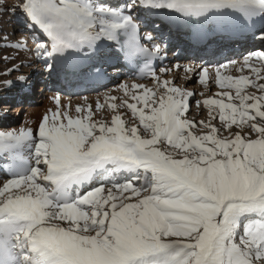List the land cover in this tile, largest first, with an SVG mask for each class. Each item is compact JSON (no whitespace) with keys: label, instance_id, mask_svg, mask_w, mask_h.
Returning a JSON list of instances; mask_svg holds the SVG:
<instances>
[{"label":"snow or ice","instance_id":"1","mask_svg":"<svg viewBox=\"0 0 264 264\" xmlns=\"http://www.w3.org/2000/svg\"><path fill=\"white\" fill-rule=\"evenodd\" d=\"M8 10L40 34L35 54L48 70L49 60L107 46L154 87L121 83L132 102L105 97L110 121L94 119L105 104L73 115L57 94L36 129L0 130V264H264V50L214 75L199 69L205 88L226 90L196 102L209 114L197 125L186 115L195 93L164 79L180 66H154L167 57L159 25L141 28L142 13L164 15L255 29L264 41V0H20Z\"/></svg>","mask_w":264,"mask_h":264},{"label":"rangeland","instance_id":"2","mask_svg":"<svg viewBox=\"0 0 264 264\" xmlns=\"http://www.w3.org/2000/svg\"><path fill=\"white\" fill-rule=\"evenodd\" d=\"M5 1L6 2L4 4L0 5V20L2 22H3V20H5L4 22H6V24L1 25V26L6 27V32L4 30V33H3V31L0 28V36L1 37H3V36L7 37V41H5L4 39L3 40L0 39V43H2V44L3 43L15 44L20 40H26L27 41V48L22 49V51H24V52L28 51V52H31L32 55H36L35 54V45H36V42L38 41V39L34 38V36H32L35 33L29 32L26 30V28L24 26V19L25 18L19 12V10H17L19 13L16 11V13H18L19 17H17L15 15L16 13L13 14L11 11L8 10L13 5L19 4L20 0H5ZM2 17H3V19H2ZM156 22H154V23H156ZM147 23L153 24L152 21H149ZM150 27H149V29H150ZM146 28L147 27H145V29ZM261 45L264 47V44H261ZM0 47H2V46H0ZM2 49H7V47L3 46ZM2 49H0L1 52H3ZM261 50H264V48H261ZM248 53H250V52H248ZM248 53H246V54H248ZM243 56L244 55H242L241 57H238L236 59H233V60L239 61L242 59ZM194 61L195 60L190 59V58L186 59L185 61H181V62H185V64H184L185 66L181 67L180 71H176L174 69L173 72L169 73L164 78L169 79V80H173L177 87H181V88H184L188 91H192L195 93V95L192 98H190L189 111L186 115H187V118L189 120H192L193 122L197 123V125H199L200 121L207 122L209 120V114H208V109L202 103L199 106H197L196 102L198 100L202 101L203 99L208 98V97L220 98V97L216 96V94L218 93V90H219V92L220 91L222 92V91H225L226 89L221 90V88L216 86L215 83H213V82H209V86L207 88H205L202 84H200L199 83V69L202 68L200 66H203V64L199 63L200 64L199 65L197 61H196V63L193 64ZM47 62L49 63V61H47ZM35 63H37V65L35 67L33 66L35 69L33 71L37 72V76L34 75L33 77H30L31 74L28 73L26 69H24V67H25L24 65H22L21 68H19L17 71H13V72H10L7 74H6V72H4V71H8L7 68L0 69L1 72L3 71L5 73V75H9L8 79H10V80L17 79L16 82H18V81L20 82V77H24L25 78L24 82L28 85L29 84L31 85L29 90L31 92L32 97L35 98L33 100V102H27V101H24L21 99H19V101H16V102L14 101V99L0 101V103L6 104L9 106V108L7 110H5V112H2V113H5V115H6L5 117L7 118L6 120L11 121V122H8L7 124L1 126V128H0L1 130L8 131V130H16V129H19L21 127H25L26 124L30 123L31 119H29V118H31V116H34L35 114L38 115V119H37V121H35V125H34L37 128L39 122L42 120L45 113H47V112H43V111L47 110V108H48L47 105L49 103V99L54 95L53 93H52L53 95L50 94L51 91H53V89H51L53 87L50 86L47 89V91L42 92L43 91L42 88H44V87H40V86H44L43 85L44 83H42L41 80L48 81L50 79V78L48 79L49 70L46 67V62H44V63L35 62ZM168 63H169V66H166V68H173V66L177 62L174 63V61H169ZM222 64H224V63H222ZM3 65L6 66L7 63L2 64L0 61V66H3ZM189 66L193 69H196V71L185 73L183 71V69L185 67H189ZM28 67L31 68L32 66L29 65ZM203 67H207V66L204 65ZM214 69H215V67H214ZM214 69L212 67H209V70H210V72L213 73V75H214ZM221 71H224V69H221ZM222 74H230L233 76H237L240 73H237L233 70V71H224V72H222ZM245 74H248L247 69H245ZM2 77H3V75H2ZM35 77H36V80L33 81V78H35ZM53 80H55V79H53ZM4 81H7V79H4ZM115 81H116L115 83H113L112 85H110L107 88H104V90L96 91L94 93H91V92L90 93H82V94H80V93H73V94L62 93V94H60L61 105H70L71 106V113L73 115H75V107L77 105H81V106L92 105V108L95 112V105L99 101L101 104H105V107L103 109H101L100 112L96 113V115L94 116V119L104 118L105 120L110 121L112 113L108 110V108L106 106L105 97L111 96V94L113 93V96L121 97L123 99H127L129 102H132L131 98L128 96H125L121 92V90H119V88H118V86L121 83H128L129 79L124 78L123 76H120ZM144 82L146 84L148 83L146 85L147 87H154V82L151 81L150 79H148L147 82L146 81H144ZM261 82H264V81H261ZM117 90H119V93H117ZM247 90L252 91V92H256L255 89H247ZM48 91H49V94H48ZM256 94L259 95L258 92H256ZM56 95H57V93H55V96ZM3 98H6V96H4ZM111 102L112 101H108V103H111ZM115 102L117 104H119L121 102V100L118 99ZM19 105L22 106V108H25V107L33 108L34 107L35 111L33 114H31L29 111L26 110L27 108H25V110L23 109V111H21V112L19 111L20 113H18L16 115L15 112H13L14 111L13 108H14V106H19ZM55 109H53V111H55ZM119 111L123 114V118L125 120H131L132 119L131 113L128 112L126 109L122 108ZM212 123L215 124L217 127H221V124H220L218 118L216 120H213ZM206 131L207 130L204 129L199 134H203ZM233 131H239V129H236V127L233 126ZM223 134L227 135L228 133L225 132Z\"/></svg>","mask_w":264,"mask_h":264},{"label":"bare ground","instance_id":"3","mask_svg":"<svg viewBox=\"0 0 264 264\" xmlns=\"http://www.w3.org/2000/svg\"><path fill=\"white\" fill-rule=\"evenodd\" d=\"M6 1L5 0H0V5H2V4H4ZM114 2H115V0H114ZM17 5V4H16ZM18 12V11H17ZM5 13V12H4ZM19 13V12H18ZM18 13H16L15 15L17 16V17H19L18 16ZM6 18V17H5ZM141 18L144 20V22L145 21H147L148 20V18H153V19H155V20H157L158 18H159V16H154V15H151V14H143L142 13V15H141ZM2 19H3V17H2ZM19 19V18H18ZM5 20H3V22L0 20V28H1V30L3 31V33H4V30H5V32H6V27L5 26H1V25H5L6 24V22H4ZM155 25H159V30H160V28L162 27V23L159 21V22H156L155 23ZM150 26H152V24H149L148 26H146L147 28L146 29H144V32H146V33H148V32H150V30H149V27ZM32 36H34V38H37L38 40L40 39V34L39 33H35L34 35H32ZM0 39L1 40H3L4 39V36L3 37H1L0 36ZM257 41L259 42V43H262V44H264V41H261V40H259V39H257ZM170 44H171V47L172 46H174L175 44H177L178 45V48L182 45V42L180 41V40H178L177 39V37L176 36H174L171 40H170ZM5 45V43H0V46H2V47H0V49H2L3 48V46ZM163 46V45H162ZM8 49V50H7ZM7 49H2L3 50V52H1L0 51V61H1V63L2 64H4V63H7V65L6 66H0V69H4V68H7L8 69V71H4V72H6V74L7 73H10V72H13V71H10L11 69H15L14 71H17L19 68H21V66L22 65H24L25 67H24V69H26L27 70V72L28 73H30L31 74V76L30 77H33L34 75L35 76H37V72H35V71H33V70H35L34 69V67L37 65V63H35V62H40V63H44L45 62V60H44V58L43 57H37L36 55H32V53L31 52H28V51H26V52H24V51H22V49H19V50H17V49H15V48H13V47H7ZM186 49V48H185ZM184 49V50H185ZM187 52V51H186ZM114 54H115V50L113 49V48H110V47H108L107 48V50L105 51V52H103V57H101V61L103 62L102 64L104 65V63H106L107 64V61L109 62V60H107L108 58H110V59H112V57L114 56ZM5 57H8L7 59H5ZM105 57V58H104ZM168 57H169V59L170 58H172V57H175V55L172 53L171 55H168ZM193 59V60H197L196 58H194V57H187L186 59ZM99 60H100V58H99ZM177 63L175 64V65H179L180 66V68L181 67H183V66H185L184 64H185V62H181V61H176ZM198 62V64H199V61H197ZM35 63V64H34ZM110 63V62H109ZM32 66L31 68H29L28 66ZM192 65V64H191ZM200 65V64H199ZM34 66V67H33ZM118 67H120V66H118ZM118 67H112L111 68V70L110 71H113L112 72V74L111 75H113V77L114 76H116V75H118V74H120V70L118 69ZM190 67V66H189ZM33 68V69H32ZM37 69V68H36ZM225 71V70H224ZM224 71H221V72H224ZM233 71V70H232ZM3 71L1 72V70H0V101H4V100H12V99H14V101L16 102V101H19V99H22V100H24V101H27V102H33V100L35 99L34 97H32L31 95H27L28 93H26V92H24L26 89H29L30 87H31V85L29 84H26L25 82H24V80L23 81H21L20 80V82L18 81V82H16L17 81V79H12V80H10V79H8L9 78V75H5V73H4ZM159 72V71H158ZM63 73V72H62ZM39 74V73H38ZM55 74H57L58 75V77H59V79H58V77H57V82H58V85H60L61 84V80L62 79H66L65 81H69V82H71V83H74L73 81L74 80H76V79H78L79 77H74V76H72V77H70V76H63L60 72L59 73H57L56 71H54V70H51V71H49V77H51V76H55ZM64 75H66L65 73H63ZM183 74V73H182ZM2 75H3V77H2ZM4 79H7V81H4ZM165 79V78H164ZM36 80V77L35 78H33V81H35ZM4 81V82H3ZM8 81H11L12 83H11V85L10 86H7V82ZM148 81V79L146 80V82ZM114 81H112V83H113ZM133 82H135V83H142V84H144V85H147L145 82L143 83V82H138V81H135V80H129L128 81V85L130 86ZM25 85H24V84ZM83 82H81V83H79V84H82ZM20 84V85H19ZM28 85V86H27ZM51 85V84H50ZM69 85H72V84H69ZM24 86H26V87H24ZM40 87H42V86H40ZM54 88V87H53ZM55 89H53V91H51V95H53L52 97H54L55 96V93H57V94H59L60 95V93L59 92H55L54 91ZM120 90V89H119ZM119 90H117V93H119ZM222 90V89H221ZM27 91V90H26ZM46 91V89H44L42 92H45ZM94 92H96V91H92L91 93H94ZM121 92L124 94V92L121 90ZM221 92V91H220ZM53 93V94H52ZM65 93H67V92H65ZM85 93H90V92H85ZM218 93H219V90H218ZM48 94H49V91H48ZM69 94H73V93H69ZM111 94V93H110ZM109 95V94H108ZM125 95V94H124ZM4 96H6V98L5 99H2ZM111 96H113V93L111 94ZM52 97L49 99V103H48V108H47V110L46 111H43V112H48V110H53V109H55L56 108V104H55V101H54V99H52ZM94 97V96H93ZM99 97V96H98ZM84 98V97H83ZM101 100V99H100ZM102 101V100H101ZM8 102V101H7ZM60 102H61V100H60ZM14 103V102H13ZM91 104V103H90ZM9 108V106L8 105H6V104H2V103H0V128H1V126H3V125H5V124H7L8 122H11V121H9V120H6L7 118L5 117L6 115H5V113H2V112H5V110H7ZM25 108H27L26 110L27 111H29L31 114H33L34 113V111H35V108L33 107V108H31V107H25ZM25 108H22V106H14V108H13V112H15V114L17 115L18 113H20L21 111H23V109L25 110ZM20 111V112H19ZM44 114V113H43ZM3 119V120H2ZM29 119H31L30 120V123L29 124H26L25 125V127H32L33 129H36V127L34 126L35 125V121H37V119H38V115L37 114H35L34 116H31V118H29ZM1 130V129H0ZM5 175H3V174H1L0 175V180H3V179H5Z\"/></svg>","mask_w":264,"mask_h":264}]
</instances>
